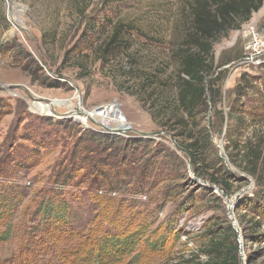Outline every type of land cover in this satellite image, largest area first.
<instances>
[{
    "label": "rangeland",
    "instance_id": "1",
    "mask_svg": "<svg viewBox=\"0 0 264 264\" xmlns=\"http://www.w3.org/2000/svg\"><path fill=\"white\" fill-rule=\"evenodd\" d=\"M182 6V0H0V226L9 236L0 241V264H80L92 238L105 234L130 238L133 246L106 264H194L206 259L207 232L216 227L234 230L229 241L239 264H264V171L257 178L230 163L225 136L236 124L229 112L243 118V140L264 132V66L241 62L254 36H264V1L213 45L216 70L207 81L218 78L221 113L209 104L187 117L213 131L214 151L202 170L178 147L184 137L169 130L178 114L176 50L191 26ZM39 103H49L41 105L55 115L42 114ZM40 120L51 140L46 148L32 129ZM93 132L119 145L148 139L137 169L118 186L78 180L84 170L66 184L56 181L59 159L77 136ZM19 146L31 156L16 155ZM165 172L169 179H162ZM49 193L68 205L64 222H49L39 210Z\"/></svg>",
    "mask_w": 264,
    "mask_h": 264
},
{
    "label": "trees",
    "instance_id": "2",
    "mask_svg": "<svg viewBox=\"0 0 264 264\" xmlns=\"http://www.w3.org/2000/svg\"><path fill=\"white\" fill-rule=\"evenodd\" d=\"M182 1L181 14L188 17L191 26L176 50L180 65L176 96L178 114L174 118V124L169 126V130L175 131L177 135L184 137L185 141L180 142V146L186 151L192 166L197 170H202L203 167L207 166V153L214 151L211 138L213 131L199 125V123L192 124L187 120V117H192L197 109L208 107L209 104H211V107H215V113L219 112L216 108L218 90L215 87L218 78L214 77L207 81V78L213 75L216 70L213 45L226 36L229 31L240 28L242 23L248 21L252 12L257 11L264 0ZM121 29L122 25L118 23L115 26L112 40ZM58 77L61 76L58 75ZM238 92H244V88H239ZM8 107L9 105L1 109V114ZM227 117L231 120L236 119L235 128L230 125L225 133L228 142V152L226 154L230 163L236 164L237 167L250 175H257V178H261V173L264 171V132L261 135L251 132L243 140L242 132L247 128L243 118L241 116L236 118L233 112L227 113ZM220 118L223 120L222 115ZM45 125L47 123L40 120L32 126V129L35 130V134H38V136H44L42 137L44 139L41 142L39 141L38 145L46 148L51 140H48V131L44 129ZM64 128H67V126L65 125ZM45 140H47V143L41 144ZM148 142V139L137 138L134 140L129 139L123 145H119V141L108 134L99 135L95 132L90 135L80 134L71 145V149L64 153L55 165L59 169L56 181L60 180L59 183L66 184L75 176L72 173L84 170L87 173L83 175L76 174L78 180H81V178L87 180L88 176V183L93 187L108 184L118 186L122 183L125 175H130L132 169H137L134 163L143 158L142 149L148 146ZM24 152L21 146L15 150V154L22 155L23 158L31 156L29 152ZM136 155H139L140 159L136 160ZM237 156H239V159L236 158ZM106 165L113 168H106ZM140 172L144 175L146 173L148 175L152 174L151 171L147 172L144 169H141ZM167 175L165 172L162 179H169ZM209 179L212 183H220L219 178L213 173L209 175ZM224 185H227L225 181ZM220 188L224 193H230L225 188ZM50 194L47 204H43V208V205L40 206L39 210H42L41 212L49 222L52 219L57 222H64L67 219L68 205L63 202L59 204ZM52 194L54 195V193ZM1 227L0 241L9 237L7 231ZM211 230L207 232L209 237L207 243L203 246L204 250H202L206 255V259L197 261L194 264H239L234 254L236 247L229 241L235 235L234 230L231 227L227 231L219 227ZM96 238H92L93 242L80 264H106L105 259L109 261L115 256H120L126 246L127 250L133 248L128 243L130 238H120L119 235L110 237L105 234L102 238L95 240Z\"/></svg>",
    "mask_w": 264,
    "mask_h": 264
},
{
    "label": "built area",
    "instance_id": "3",
    "mask_svg": "<svg viewBox=\"0 0 264 264\" xmlns=\"http://www.w3.org/2000/svg\"><path fill=\"white\" fill-rule=\"evenodd\" d=\"M241 62L247 66L250 64H253L256 67L264 66V36H254L253 40L247 47V53L241 58ZM41 104L48 105L49 103H39L36 105L37 110L39 109L42 114L46 116L55 115L56 111L51 105L43 107ZM61 117H65V115Z\"/></svg>",
    "mask_w": 264,
    "mask_h": 264
},
{
    "label": "water",
    "instance_id": "4",
    "mask_svg": "<svg viewBox=\"0 0 264 264\" xmlns=\"http://www.w3.org/2000/svg\"><path fill=\"white\" fill-rule=\"evenodd\" d=\"M66 116V115H65ZM104 128H105V130H107V131H110V132H113V133H118L119 131L118 130H116V129H110V128H108V127H105L104 126ZM123 130L121 129L120 130V132H122ZM140 135H143V136H147V137H152V135H155V134H161V132H155V133H144V132H138ZM169 136H170V138L172 139V141L175 143V140H174V136L171 134V133H169ZM178 147H180L185 153H186V151L181 147V146H179L178 145ZM187 154V153H186Z\"/></svg>",
    "mask_w": 264,
    "mask_h": 264
},
{
    "label": "bare ground",
    "instance_id": "5",
    "mask_svg": "<svg viewBox=\"0 0 264 264\" xmlns=\"http://www.w3.org/2000/svg\"><path fill=\"white\" fill-rule=\"evenodd\" d=\"M44 106V105H43ZM75 117V116H74Z\"/></svg>",
    "mask_w": 264,
    "mask_h": 264
}]
</instances>
